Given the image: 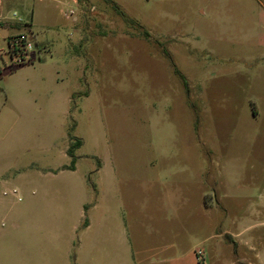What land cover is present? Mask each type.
I'll use <instances>...</instances> for the list:
<instances>
[{
  "label": "rangeland",
  "instance_id": "374dc122",
  "mask_svg": "<svg viewBox=\"0 0 264 264\" xmlns=\"http://www.w3.org/2000/svg\"><path fill=\"white\" fill-rule=\"evenodd\" d=\"M4 4L0 264H264V0Z\"/></svg>",
  "mask_w": 264,
  "mask_h": 264
},
{
  "label": "built area",
  "instance_id": "2783aa9c",
  "mask_svg": "<svg viewBox=\"0 0 264 264\" xmlns=\"http://www.w3.org/2000/svg\"><path fill=\"white\" fill-rule=\"evenodd\" d=\"M31 26V23L21 18L18 12L8 11L4 0H0V30L9 32L4 38L7 41V48L0 49V75L5 68L33 63L37 50ZM2 53L5 57H1Z\"/></svg>",
  "mask_w": 264,
  "mask_h": 264
},
{
  "label": "trees",
  "instance_id": "16d2710c",
  "mask_svg": "<svg viewBox=\"0 0 264 264\" xmlns=\"http://www.w3.org/2000/svg\"><path fill=\"white\" fill-rule=\"evenodd\" d=\"M179 73V75L185 80V78H184V76L180 73V72H178ZM82 146V141L81 140H77V143L74 145V146H72L71 148H70V150H69V155L72 157V166H71V168L73 169L74 168V165H75V161H76V157H75V154H74V152H75V149H77V148H80ZM86 225H87V220H86Z\"/></svg>",
  "mask_w": 264,
  "mask_h": 264
}]
</instances>
